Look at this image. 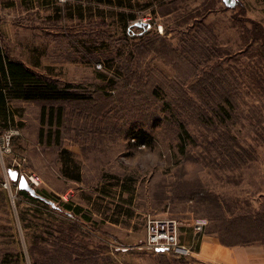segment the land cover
I'll return each mask as SVG.
<instances>
[{
    "label": "rangeland",
    "instance_id": "rangeland-1",
    "mask_svg": "<svg viewBox=\"0 0 264 264\" xmlns=\"http://www.w3.org/2000/svg\"><path fill=\"white\" fill-rule=\"evenodd\" d=\"M0 46L90 96L14 103L0 264H189L146 247L149 219L264 245V0H0ZM9 169L51 204L5 189Z\"/></svg>",
    "mask_w": 264,
    "mask_h": 264
},
{
    "label": "trees",
    "instance_id": "trees-1",
    "mask_svg": "<svg viewBox=\"0 0 264 264\" xmlns=\"http://www.w3.org/2000/svg\"><path fill=\"white\" fill-rule=\"evenodd\" d=\"M89 99L88 93H85L84 90L80 91V87L70 83L59 84L55 80L31 69L23 62L12 59L0 46V133L16 128L17 118L21 116L17 106H14L16 102L40 103L46 106L58 103L85 102ZM49 108L51 109L46 112V109L42 107L41 122L44 123L45 119L48 118L52 125L56 119H61L62 113L61 110L59 112L53 110L54 106ZM132 135L133 145H147V134L145 132L139 131ZM73 163L72 170L63 164L62 174L67 179L80 182L79 165L76 162ZM19 194L33 198L25 191H19ZM62 206L69 208L67 204ZM69 209L75 214L81 210L80 208ZM245 244L250 243L239 245Z\"/></svg>",
    "mask_w": 264,
    "mask_h": 264
},
{
    "label": "crops",
    "instance_id": "crops-1",
    "mask_svg": "<svg viewBox=\"0 0 264 264\" xmlns=\"http://www.w3.org/2000/svg\"><path fill=\"white\" fill-rule=\"evenodd\" d=\"M194 226L180 228L179 234L180 249L189 250L180 259L189 264H264L263 244L229 245L214 234H197Z\"/></svg>",
    "mask_w": 264,
    "mask_h": 264
},
{
    "label": "built area",
    "instance_id": "built-area-1",
    "mask_svg": "<svg viewBox=\"0 0 264 264\" xmlns=\"http://www.w3.org/2000/svg\"><path fill=\"white\" fill-rule=\"evenodd\" d=\"M14 134L13 130L0 133V157L10 152L11 138ZM27 179L31 185L38 186L40 183L37 176H30ZM3 187L11 190L12 183L8 177L4 180ZM205 225L206 222L204 220H198L195 223L194 227L197 234L203 231ZM179 230V223L176 220L149 219L146 225V247L154 252H159V250L166 253L172 252L178 258H181L189 250L186 248L180 250Z\"/></svg>",
    "mask_w": 264,
    "mask_h": 264
},
{
    "label": "water",
    "instance_id": "water-1",
    "mask_svg": "<svg viewBox=\"0 0 264 264\" xmlns=\"http://www.w3.org/2000/svg\"><path fill=\"white\" fill-rule=\"evenodd\" d=\"M223 4L228 8H234L235 6V0H222ZM8 179L11 181V183L16 184L18 187V190L25 191L33 198L40 199L48 204H51L49 200H47L45 197L41 196L37 193L36 189L33 188L28 180L19 174V172L15 169H9L7 171ZM159 252H163L162 250H159Z\"/></svg>",
    "mask_w": 264,
    "mask_h": 264
}]
</instances>
